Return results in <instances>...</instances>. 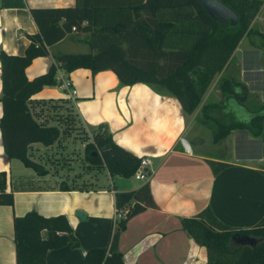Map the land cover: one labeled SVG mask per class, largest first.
<instances>
[{
    "label": "crops",
    "instance_id": "1",
    "mask_svg": "<svg viewBox=\"0 0 264 264\" xmlns=\"http://www.w3.org/2000/svg\"><path fill=\"white\" fill-rule=\"evenodd\" d=\"M76 2L0 0V50L14 55L24 52L30 43L27 35L38 32L31 8L67 7ZM257 12L250 33L241 37L193 113L184 111L168 88L142 82L123 85L109 69H60L78 90L74 100L57 84L45 85L32 95L28 106L34 119L59 127L60 135L49 145L30 144L28 156L44 168L38 173L7 155L0 131V171L6 172L7 190L14 199L12 204H0V264H16L13 217L29 210L45 216L64 214L79 240L77 247L68 243L49 250L46 263L81 264L86 250L105 246L111 239L116 225L115 192L131 191L146 182L156 205L133 214L120 230L118 249L125 264H207L206 248L182 227L183 218L205 206L234 228L260 221L264 217V137L239 128L214 142L211 128L197 120L203 105L224 98L222 79L238 93L233 116L247 119L264 113V1ZM84 36L71 34L56 42L49 55L38 56L25 68L27 77L46 72L54 64L53 54L81 52L75 45ZM229 112L224 116L230 117ZM2 113L0 102V117ZM222 113L217 110L214 115ZM100 124L128 151L151 159L148 180L110 175L104 165L86 160V142ZM78 125L87 133L84 139L72 134L70 128ZM210 159L230 165L214 174Z\"/></svg>",
    "mask_w": 264,
    "mask_h": 264
},
{
    "label": "trees",
    "instance_id": "2",
    "mask_svg": "<svg viewBox=\"0 0 264 264\" xmlns=\"http://www.w3.org/2000/svg\"><path fill=\"white\" fill-rule=\"evenodd\" d=\"M222 1L237 14L236 22L214 19L198 0H77L73 6L31 8L38 32L27 35L30 43L24 52L14 55L0 50V131L7 155L38 173L44 171L42 164L28 156L29 146L34 142H55L60 129L39 124L28 101L43 86L58 83V68L65 72L76 68L92 72L109 69L123 85L159 84L177 97L184 111L193 113L241 37L250 33L264 0ZM81 33L85 35L81 40L89 45L88 52L53 54L54 64L46 72L33 79L27 77L25 68L34 59L49 55L51 46L65 37ZM220 85L224 98L206 103L197 116L199 122L211 128L214 142L239 128L264 137V113L247 119L233 116L229 105L238 101V93L232 92L226 79ZM217 110L223 112L221 117L214 115ZM227 111L230 117L224 116ZM91 137L84 148L87 161L104 165L110 175L132 176L141 158L115 142L103 124L91 130ZM209 163L214 174L230 165L223 160L210 159ZM261 173L264 175V170ZM13 201V193L7 190L6 172L0 171V204ZM155 205L148 182L131 191H116V211L125 207L129 211L117 220L109 243L86 250L81 264H125L118 249L120 230L133 214ZM13 218L16 264H47L49 250L68 243L79 246L64 214L45 216L29 210ZM182 227L206 248L207 264H264V217L254 225L234 228L222 223L205 206L198 214L183 218ZM242 237L258 241L231 246V241Z\"/></svg>",
    "mask_w": 264,
    "mask_h": 264
},
{
    "label": "built area",
    "instance_id": "3",
    "mask_svg": "<svg viewBox=\"0 0 264 264\" xmlns=\"http://www.w3.org/2000/svg\"><path fill=\"white\" fill-rule=\"evenodd\" d=\"M59 71H60V68H58V70H57V72H58V74H57L58 75L57 85L62 90L66 91L68 97L71 100H74L76 98L78 90L74 87L70 78L65 76L62 72H59ZM181 141H182L184 147H187V141L183 138L181 139ZM140 160H141V162H140L139 166L137 167V169L132 174V176L136 179L148 180V176H149L148 166L151 162V159L149 160L147 158H142ZM128 211H129V207H125L123 209H120L119 211L115 210V221L117 222V220L124 218L127 215Z\"/></svg>",
    "mask_w": 264,
    "mask_h": 264
},
{
    "label": "water",
    "instance_id": "4",
    "mask_svg": "<svg viewBox=\"0 0 264 264\" xmlns=\"http://www.w3.org/2000/svg\"><path fill=\"white\" fill-rule=\"evenodd\" d=\"M198 2L202 4L207 13H209L214 19H221L223 21L230 19L232 22H236L237 14L234 13L222 0H198ZM93 154L95 153L93 152ZM76 213L77 215L85 217L80 211H77Z\"/></svg>",
    "mask_w": 264,
    "mask_h": 264
},
{
    "label": "rangeland",
    "instance_id": "5",
    "mask_svg": "<svg viewBox=\"0 0 264 264\" xmlns=\"http://www.w3.org/2000/svg\"><path fill=\"white\" fill-rule=\"evenodd\" d=\"M79 42V43H78ZM76 45H75V49L76 51H81V52H88L89 51V45L86 43V42H83V41H80L79 39L76 40ZM229 107L231 109H233V111H237L238 108H236V105L234 103H231L229 105ZM242 114H245V113H242ZM72 129L73 131V135L75 136V138H79V139H84L85 136L87 135V133L84 131V129L81 127V126H76V127H72L70 128ZM132 178V181H137V182H140L138 180H136V178L134 177H131ZM235 240V239H234ZM258 241V239H255V238H236L235 241H231V246L232 245H236V244H242L243 243H247V244H250V245H253L255 244L256 242Z\"/></svg>",
    "mask_w": 264,
    "mask_h": 264
}]
</instances>
